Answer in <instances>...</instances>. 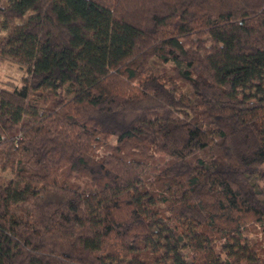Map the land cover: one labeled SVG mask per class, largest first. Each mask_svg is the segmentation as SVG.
Listing matches in <instances>:
<instances>
[{
    "label": "trees",
    "instance_id": "1",
    "mask_svg": "<svg viewBox=\"0 0 264 264\" xmlns=\"http://www.w3.org/2000/svg\"><path fill=\"white\" fill-rule=\"evenodd\" d=\"M0 61V264H264V0H0Z\"/></svg>",
    "mask_w": 264,
    "mask_h": 264
},
{
    "label": "rangeland",
    "instance_id": "2",
    "mask_svg": "<svg viewBox=\"0 0 264 264\" xmlns=\"http://www.w3.org/2000/svg\"><path fill=\"white\" fill-rule=\"evenodd\" d=\"M21 76L22 71H20V69H18V67L14 64H8L7 62L0 61V81L6 80L7 78L11 79L16 84H19L21 82ZM110 140L114 141V138L112 137Z\"/></svg>",
    "mask_w": 264,
    "mask_h": 264
}]
</instances>
